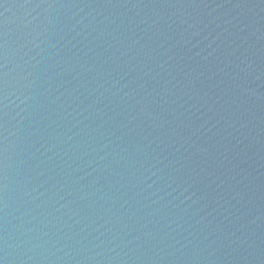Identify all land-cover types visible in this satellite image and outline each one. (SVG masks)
<instances>
[{"label": "water", "instance_id": "95a60500", "mask_svg": "<svg viewBox=\"0 0 264 264\" xmlns=\"http://www.w3.org/2000/svg\"><path fill=\"white\" fill-rule=\"evenodd\" d=\"M0 264H264V0H0Z\"/></svg>", "mask_w": 264, "mask_h": 264}]
</instances>
